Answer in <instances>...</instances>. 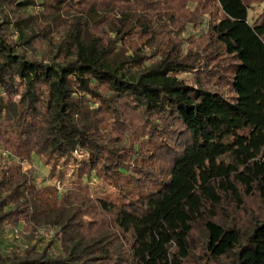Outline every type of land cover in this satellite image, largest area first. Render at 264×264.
<instances>
[{
  "label": "trees",
  "instance_id": "trees-1",
  "mask_svg": "<svg viewBox=\"0 0 264 264\" xmlns=\"http://www.w3.org/2000/svg\"><path fill=\"white\" fill-rule=\"evenodd\" d=\"M0 150V264H264V0H0Z\"/></svg>",
  "mask_w": 264,
  "mask_h": 264
},
{
  "label": "rangeland",
  "instance_id": "rangeland-1",
  "mask_svg": "<svg viewBox=\"0 0 264 264\" xmlns=\"http://www.w3.org/2000/svg\"><path fill=\"white\" fill-rule=\"evenodd\" d=\"M260 7L252 6L247 9V17L250 21V18L254 16L255 13L259 11ZM34 10H36L34 8ZM31 10L29 8L25 9V13H29ZM207 18L206 14H203L202 16V22L196 25H192L191 23H187L184 26V29L177 32L170 33V35L174 38L183 39L182 41V50L186 51L189 47H192V45L189 43V40L191 36L193 35H203V32L205 31L206 25L205 20ZM40 19H37L39 21ZM167 27H172L171 25H168ZM176 31V30H175ZM188 39L186 41L185 39ZM38 47H41L38 46ZM141 51L145 54V60L144 63H148L150 60H153L155 58L154 55L150 53L151 47L147 44H140ZM36 54V53H35ZM172 73L173 77L179 81V82H191L192 81V74L190 73L188 68H180ZM74 156L76 157V162L74 164H69L67 166H64L62 168V173L60 175H55L54 177H50L48 174L47 168L43 167L38 158L36 156H32L30 162L28 161H18L17 158H12L9 156L5 151L0 150V168H6L7 166H10L12 163L17 162L19 163L21 170H31L34 184L38 187H42L46 184L54 186L57 193L64 194L68 188L71 186V179L72 175L75 171H79L82 175V179L87 182H94L95 178L92 175L91 172L87 171V162H86V156L83 153H76L74 152ZM158 159L164 161V162H170V158L166 156L165 154H161ZM19 238L17 241L10 240L8 238H5V242L7 243V246H23L25 244H34L36 248H40L41 245L48 242L55 231L54 227L47 226H40L36 227L34 229H31V231L23 226L21 228ZM6 237V236H3ZM59 250L57 243H53L51 245L50 253L57 252Z\"/></svg>",
  "mask_w": 264,
  "mask_h": 264
},
{
  "label": "built area",
  "instance_id": "built-area-1",
  "mask_svg": "<svg viewBox=\"0 0 264 264\" xmlns=\"http://www.w3.org/2000/svg\"><path fill=\"white\" fill-rule=\"evenodd\" d=\"M20 235V231L18 228H12V229H8L5 233V238H8L10 240H14L17 241V239L19 238Z\"/></svg>",
  "mask_w": 264,
  "mask_h": 264
}]
</instances>
